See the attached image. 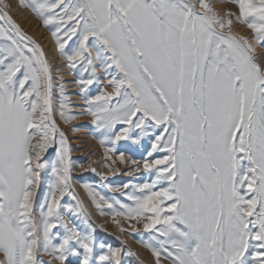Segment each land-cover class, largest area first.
I'll return each instance as SVG.
<instances>
[{"label":"snow or ice","instance_id":"snow-or-ice-1","mask_svg":"<svg viewBox=\"0 0 264 264\" xmlns=\"http://www.w3.org/2000/svg\"><path fill=\"white\" fill-rule=\"evenodd\" d=\"M221 3L17 0L75 77V113L59 68L0 0V264L135 255L72 222L85 209L57 115L64 124L90 116L104 159L146 175L109 186L111 199L83 187L121 233L124 221L134 233L142 225L150 264H264V0ZM121 141L141 147V159L117 154Z\"/></svg>","mask_w":264,"mask_h":264},{"label":"rangeland","instance_id":"rangeland-1","mask_svg":"<svg viewBox=\"0 0 264 264\" xmlns=\"http://www.w3.org/2000/svg\"><path fill=\"white\" fill-rule=\"evenodd\" d=\"M211 2L214 4L217 10H220L223 7H225V5L221 3V0H211ZM19 10L22 11V13L26 15L29 19H31L32 21L36 22L39 26H41L40 21L35 19L28 9L19 7ZM42 29L48 32V30H46L45 28L42 27ZM234 30L240 33L247 34L246 30L239 25L235 26ZM48 34L50 35L49 32ZM61 65H62V60H61ZM53 75L62 78L63 81L65 82L66 94L68 96V100L71 105L70 111L75 113H79L80 111H82L83 101L78 95V90L76 89V85L73 83L75 77L72 75V73H70L66 68H64L62 70H59L58 72L54 71ZM56 82L58 83L59 80H57ZM59 103H60L59 90L56 89L54 91V107L58 108ZM56 118L61 131H63L65 135L70 134V132L75 133L77 129L80 128L81 130H85L87 135H89L90 138L94 139V142L97 141L101 148V154L98 155L97 157H93V155L95 154L93 151L86 152L82 157L79 156L71 157L73 161L72 186L79 185L84 190L83 185L87 183L90 186H92L97 192H99L100 195L104 196L107 199H111L112 197L117 196L118 194L112 192L109 186L114 188L129 181L133 183H138V182H143V180L147 179L146 175H144L142 172L139 174H131L132 168L130 165H126L127 166L126 169L123 170L119 168V164L116 163L112 164V161H106L104 159V147H102L101 144L99 143L101 135L92 126L90 116L78 115L77 118L71 121L69 124H64L59 119L58 115ZM78 119L81 121H79ZM76 150L78 152L81 151V149H77V148ZM118 152H124L126 156L136 160L141 159L143 155V149L141 147L125 141H121L120 144L118 145L117 154ZM54 156H55L54 149H50L47 158L52 159L54 158ZM113 157H116V155H113ZM109 163L112 164L111 170L104 166L105 164H109ZM92 168H95V172L92 171ZM116 169H120L119 172H117ZM123 174L129 176L123 177ZM76 197L80 201L77 194ZM88 199H89L88 201L91 203L93 207L94 212L91 213V211L89 212L85 210L84 215L72 216L71 217L72 222L76 225V227H78L82 232L91 233L98 244L100 242H103L106 245H111L113 247H122L128 252L135 253L134 256H125L124 264H150L151 254L143 246V243L141 242L142 240L147 239V235L143 233L142 225H138L137 231L134 233L132 228L129 227L128 222L124 221L122 222V226L124 227L125 232L121 233L119 227L112 222V217L109 215H100V213L97 212L96 208L93 206L89 196ZM97 199H99V196L97 197ZM65 202H71L73 204L76 203V201H72L70 197H66ZM136 248L139 249L136 250ZM42 258L45 260L48 259V257H42Z\"/></svg>","mask_w":264,"mask_h":264},{"label":"bare ground","instance_id":"bare-ground-1","mask_svg":"<svg viewBox=\"0 0 264 264\" xmlns=\"http://www.w3.org/2000/svg\"><path fill=\"white\" fill-rule=\"evenodd\" d=\"M9 2L13 5V9H11V14L13 18L21 26L24 32H26L29 36H31L34 40L37 41V43H39L43 47L44 51L47 54L50 64L54 68H59V70L64 69L61 65V59L55 52L54 43L50 35L48 34V32L44 31V29H42L41 26H39L36 22L29 19L26 15L22 13V11L19 10V7L17 6V0H9ZM66 136L68 138V141L71 147V157L73 156L82 157L88 151H93L95 153L93 157H97L98 155L101 154V148L98 142L97 141L94 142V139L90 138L89 135H87L85 130H81L79 128L77 129L75 133L70 132V134H66ZM76 148L81 149V151L78 152ZM125 158L127 159L129 157L125 155ZM113 160L115 161L116 164H119L120 169H123V170L126 169L127 166L120 164L119 161L116 160V157H113ZM128 176L129 175L123 174V177H128ZM72 187L75 193L78 195L80 201L82 202L84 209L86 211H89V212L91 211V213H93L94 212L93 207L91 203L88 201L89 199H88L87 192H85L79 185H73ZM138 249L139 248H136V250Z\"/></svg>","mask_w":264,"mask_h":264}]
</instances>
